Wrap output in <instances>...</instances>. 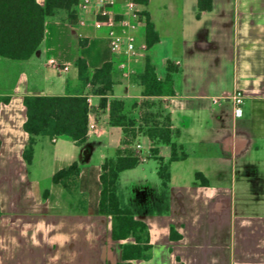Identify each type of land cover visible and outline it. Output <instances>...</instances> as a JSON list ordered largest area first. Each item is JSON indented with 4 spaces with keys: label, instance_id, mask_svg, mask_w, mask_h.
Masks as SVG:
<instances>
[{
    "label": "crops",
    "instance_id": "0c3cea01",
    "mask_svg": "<svg viewBox=\"0 0 264 264\" xmlns=\"http://www.w3.org/2000/svg\"><path fill=\"white\" fill-rule=\"evenodd\" d=\"M36 2L43 6L45 0ZM126 2L116 0L114 6L106 7L125 13ZM101 7L94 4L86 10L78 9L75 25L66 20L64 10H59L46 17L42 42L29 58L0 56V98H8L0 101V180H27L35 162L36 145H43L45 139L54 144L63 137L75 149L71 158L54 157L56 163L51 161V182L43 190H48L46 197L43 192L27 193L29 180L19 183L17 191L12 185H0V191L4 188L0 192L4 196L0 222L25 224V228L42 224L48 230L45 249L52 255L60 251L67 229L76 234L95 220L110 223L98 208L101 165L123 147L122 129L109 124L107 109L99 110V97L91 95L88 123L95 124V129L87 131L84 143H90L89 156L79 157L84 144L79 147L66 135L55 137V141L41 135L35 139L28 163L23 157L29 144V135L23 129V98L85 93L88 86L79 81L74 66L82 57L89 72L106 62L112 64L114 84L110 98L123 100L125 110L137 117L138 109L133 104L143 95L136 76L143 72L148 58L159 79L166 77L169 66L172 69L174 94L152 99L162 100L169 112L170 127L178 131L177 140L187 156L170 163L165 208L159 212L154 206L162 192L160 179L152 185L144 171L139 174L137 169L153 159L152 171L157 174L159 162L155 157L166 161L171 148L158 145L157 153L151 157L153 144L143 135L127 146L142 159L120 173L119 183L126 174L134 188L146 187L151 193L148 206L138 207V217L146 222L149 233L148 257L131 263L264 264V209H243L246 203L239 197L248 192L252 202L264 196V0H203L202 7L198 0H147L141 8L148 12L159 40L135 58L123 51H112L107 28H95V13ZM136 36L139 43H145L144 26ZM51 59L54 64L49 63ZM120 63L125 67L121 68ZM235 90L244 94L240 118L235 117L230 99ZM137 143L141 145L139 149L135 148ZM73 161L79 163V175L69 191L53 183L52 176ZM197 172L207 184L200 182ZM236 189L241 193L235 195ZM198 198L201 199L196 203ZM4 203L7 208H3ZM150 219L162 226L160 238L150 233ZM44 233L40 232L45 236ZM110 241L113 244L109 250L115 259L107 248L103 249V257L106 264H116L121 260L119 244L133 239ZM83 244L87 245L86 241Z\"/></svg>",
    "mask_w": 264,
    "mask_h": 264
},
{
    "label": "trees",
    "instance_id": "16d2710c",
    "mask_svg": "<svg viewBox=\"0 0 264 264\" xmlns=\"http://www.w3.org/2000/svg\"><path fill=\"white\" fill-rule=\"evenodd\" d=\"M136 1L140 6L147 4V0ZM202 1L198 0L200 7ZM78 3L79 0H45L41 6L36 0H0V56L18 60L29 58L42 42L46 17L64 10L66 20L75 25L78 22ZM140 16L145 27V43L150 47L159 40V36L145 9L141 8ZM74 66L79 81L88 86L85 93L26 95L23 98L25 109L23 129L29 135V144L23 152V157L28 163L31 161L33 144L36 137L41 135L49 138L66 135L77 146H82L87 140L88 114L91 109L89 97L98 96L97 108L102 111L107 109L109 124L120 127L123 135L121 139L123 147L117 149L114 156L106 158L101 165L99 213L110 219V238L113 241L133 239V242L119 244L121 260L116 263L132 264L133 259L148 257L146 251L150 245L147 241L149 237L147 224L138 217V207L129 198L125 201L119 190L120 173L133 168L142 159L137 151L127 146L143 135L153 144L151 157L157 153L158 145L165 144L171 148V155L166 161L162 157H155L159 162L157 175L162 192L157 196V204L154 207L159 212L165 208L163 201L169 188L170 163L187 156L184 146L177 140L178 131L170 127L169 112L162 106V100L152 99L174 94L170 74L172 69L169 66L166 77L159 79L153 64L146 58L143 72L136 76L142 86L143 98L133 104L139 113L135 117L125 110L123 100L110 98L114 84L110 62L89 72L86 60L78 57ZM1 100L7 101L8 98H0ZM78 175L79 163L73 161L67 168L56 171L52 176V182L70 191L76 185ZM195 176L202 184H207V180L200 172ZM47 195L48 190H45L43 197Z\"/></svg>",
    "mask_w": 264,
    "mask_h": 264
},
{
    "label": "rangeland",
    "instance_id": "374dc122",
    "mask_svg": "<svg viewBox=\"0 0 264 264\" xmlns=\"http://www.w3.org/2000/svg\"><path fill=\"white\" fill-rule=\"evenodd\" d=\"M41 145V143H37L36 145V157L31 175H29L27 180L22 178L27 182L29 180L32 184L30 186L29 183V186L26 187L28 190L27 193L29 194L33 192L34 194L40 195L41 192L49 186L51 181L48 172L51 168V161L56 163L59 157L64 159L71 158L75 150L74 145L63 137L58 138L57 143L54 144L50 143L49 139H45L43 145ZM54 157L57 159L55 160ZM153 163L154 160L150 159L137 169L139 174H143L144 171L148 178V182L152 185L154 182H158L159 178L156 172L152 171ZM128 180L129 178H126L125 174L119 183V190L125 201H127L126 198L131 200V189L134 184V182L132 183ZM10 181L11 180H0V185H6L7 187L12 185L15 191L16 188L19 187L20 182H18V180ZM24 181L23 183H25ZM227 183L230 182L227 181ZM3 191L4 188H1L0 192ZM234 192L235 195L241 193L237 189ZM246 194L247 195L239 196L241 202L246 203L242 205L243 209H248L249 211H257L261 208L264 209L263 195L258 196L256 201H254L252 197L253 201L251 202V200L248 199L250 193L247 192ZM261 194H264V192ZM207 196L208 194H204V197ZM3 197L4 196L0 195V202L4 201ZM200 199L201 198H198L196 203H198ZM3 208H7L5 203ZM98 222L99 221L95 220L93 224H86L84 228H82V231L76 234L67 229L66 233H63L64 237L62 241L66 243L71 242L73 245H64L61 241L60 247L58 248L60 251L53 255L45 249L46 245L44 243L48 236L45 234L48 233V230L42 224H29L26 225L27 227L25 228V224L7 223L6 221L0 222V264H67V261H69L68 264H106V260L103 257L104 248H107V252H109V255H112V258L114 257L113 251L109 250L113 244L110 241V223L107 221L103 223ZM148 229L154 238H160L163 235V228L155 219L148 220ZM60 231L62 232L61 228ZM40 232L42 234L44 233L45 236L41 235ZM84 241H86L87 245L83 244ZM107 242L109 243L105 245ZM63 250H65L64 253ZM45 252L47 254L44 255ZM113 259H115V257Z\"/></svg>",
    "mask_w": 264,
    "mask_h": 264
},
{
    "label": "built area",
    "instance_id": "2783aa9c",
    "mask_svg": "<svg viewBox=\"0 0 264 264\" xmlns=\"http://www.w3.org/2000/svg\"><path fill=\"white\" fill-rule=\"evenodd\" d=\"M94 4L103 6L95 13L97 18H95L94 26L97 29L107 28L109 45L112 51H123L127 56L135 58L140 52L146 50V44L144 42L139 43L136 36V31L143 26L140 16L141 6L136 0H127L125 13H117L106 7L114 6L116 0H79L78 9L86 10ZM79 22L84 23L83 20H79ZM49 63L54 64L55 62L51 59ZM120 67L124 68L125 63H120ZM230 99L235 117L240 118L243 114V92L235 90ZM94 129L95 124L88 123V130ZM52 140L55 141V137ZM140 146L137 143L135 148L139 149Z\"/></svg>",
    "mask_w": 264,
    "mask_h": 264
},
{
    "label": "flooded vegetation",
    "instance_id": "af4514ba",
    "mask_svg": "<svg viewBox=\"0 0 264 264\" xmlns=\"http://www.w3.org/2000/svg\"><path fill=\"white\" fill-rule=\"evenodd\" d=\"M130 199L136 207L140 206L142 209H145L149 204V200L151 199V193H149V190L141 193L139 189L134 188L133 186L132 197Z\"/></svg>",
    "mask_w": 264,
    "mask_h": 264
},
{
    "label": "water",
    "instance_id": "95a60500",
    "mask_svg": "<svg viewBox=\"0 0 264 264\" xmlns=\"http://www.w3.org/2000/svg\"><path fill=\"white\" fill-rule=\"evenodd\" d=\"M89 147H90V143H86V144H84V145H83V149H82V151H81L79 157L84 156V157L87 158V157L89 156ZM146 190H147V188L144 187V188H142V189L140 190V192L143 193V192H145Z\"/></svg>",
    "mask_w": 264,
    "mask_h": 264
}]
</instances>
